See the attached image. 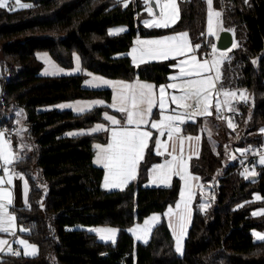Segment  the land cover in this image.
<instances>
[{
	"label": "trees",
	"instance_id": "trees-1",
	"mask_svg": "<svg viewBox=\"0 0 264 264\" xmlns=\"http://www.w3.org/2000/svg\"><path fill=\"white\" fill-rule=\"evenodd\" d=\"M21 3L34 7L0 9V122L12 123L13 108L23 109L29 150L15 165L27 178L29 192L27 204L14 211L37 252L4 254L0 264H264V241L253 239L250 232L264 229V216L252 215L264 206V199L252 198L255 191L264 198V166L258 164L256 175L245 179L246 163L227 158L230 147L264 146L259 131L264 128V0L212 3L221 13L222 28L231 31L232 43L239 45L230 48L231 59L221 65L224 88L248 87V103L236 104L235 130L216 118L211 128H203L201 118L183 125L185 132H201V145L198 156L190 160L200 182L181 255L164 217L145 243L128 231L149 213H162L175 202L179 179L173 177L166 186L146 184L148 168L157 159L150 144L133 181L121 189H104L103 169L92 158L93 141H104L105 133L67 132L101 121L107 106H94L82 114L48 106L76 98L109 101L110 89L83 86L82 72L43 75L35 52L47 51L63 67H70L77 53L82 69L111 78L164 82L173 60L133 64L127 54L132 39L137 34L186 30L193 45H202L198 53L207 52L213 40L204 33L205 0H179V18L169 28L145 27L139 15L141 0L127 7L117 0ZM117 24L125 25V31L110 35L109 26ZM253 56H258L256 63ZM229 133L234 136L230 143ZM96 224L116 226V239L101 241L83 227Z\"/></svg>",
	"mask_w": 264,
	"mask_h": 264
},
{
	"label": "snow or ice",
	"instance_id": "snow-or-ice-1",
	"mask_svg": "<svg viewBox=\"0 0 264 264\" xmlns=\"http://www.w3.org/2000/svg\"><path fill=\"white\" fill-rule=\"evenodd\" d=\"M129 2H134V0H123V6L127 7ZM155 2V0H144L145 5H151ZM247 2V0H246ZM117 3H121V0H117ZM209 8L211 9L213 0H206ZM34 7L33 4L30 3H21V0H0V9H6L8 11H18L22 9H30ZM159 7V5H157ZM172 7L175 9L174 15H178V8L175 4V0H172ZM146 11L149 12L150 15H154L150 7H146ZM215 15L217 17L221 16L220 12H216ZM175 23V19L173 20ZM144 24L148 28H169L172 27L173 24L168 23L167 21L161 22L158 20H144ZM125 31L124 28L110 29L109 34H119L120 32ZM208 34L213 35L212 27H211V12L209 13V28ZM203 35V33H202ZM188 33L183 32L179 33L176 36H166L160 39L154 40H137L136 43L140 45H144L145 47H141L139 49L140 60L141 62H146L144 60L145 57H148L151 60H155L158 58L163 59H176V57H170L169 52L177 51V55H184L183 46L182 45H173L169 46L167 42L171 41H187ZM238 44H233L232 48L238 47ZM202 45L196 44L193 46V52L200 49ZM213 51L216 50V45H212ZM137 49H133V52H136ZM221 59L230 60L231 58L227 56L226 52H222ZM38 58L45 60V62L50 63L48 60L47 54H43ZM136 57L133 56V60L135 61ZM77 68L76 71H80V58L76 57ZM255 62V61H254ZM185 62L180 61L179 65H173V68L179 67L183 65ZM191 63L194 66L195 70L188 69L186 70L183 67H180L179 75H174L169 77L170 80L179 81L177 83H170L167 86L161 85L159 86V109L162 115V119L157 122H151L150 126L153 129H158L161 135H164L165 132L169 138H173L174 136L180 142V151L183 150V141L185 139L191 141L193 137H183L181 136V125L186 123L187 121L195 122L197 117H211L213 116V107L215 109V118L216 119H226L223 107L228 106V110L232 113H237V108L233 106V101L235 104L248 103V97L243 92H236L230 89L224 88V82L222 73L219 68H215L217 61L213 60L212 64L209 65L207 60L203 62H199L195 55L192 56ZM215 68V71H214ZM202 69H207L206 71H200ZM62 71V70H60ZM45 74H48V71H45ZM56 74V73H52ZM91 76V73H88ZM190 77H197L195 79H191ZM93 80H99L100 84L93 85ZM122 86L118 90V95L116 98V102L111 105H108L110 108H116V103H119V107L116 108L118 112L123 114L122 119H124V124L121 125V120L116 119L114 116L104 114V119L111 122L113 126H120L119 129L113 128L111 129V142L107 144V146L96 145L99 149L97 154L96 163L103 164L104 168L107 169V175L105 176L104 188L105 189H113V188H121L122 186L127 185L131 180L135 179L134 173L137 170L138 162L143 159V153L147 147V141L152 137V133L142 129V126H147L150 123L149 117L152 114L153 108L157 106V100L155 95V86L146 83H139L137 85L125 84L124 82H119ZM113 85L114 82L109 81L107 79H103L101 77H93L92 80L85 81V86H94L99 87L100 85ZM166 88H171L173 90L180 91V95L172 94L170 95L171 103L175 104L177 108L182 109V111L176 112V109H171L172 113L164 115L167 109L164 108L165 102V90ZM215 94L217 97L215 100V104L213 105L210 102V97L212 94ZM223 96V100L219 99L220 96ZM237 97H239L237 99ZM102 101H93V102H76L75 104H64L59 105L60 108H72L78 114L85 113L90 111L94 106L98 104H102ZM22 111L18 113V115L22 114ZM132 126V127H129ZM227 126L230 129L234 130V123L232 119H228ZM106 130L103 125H96L91 131L98 132ZM260 133L264 134V128H261ZM85 133H68V135H82ZM7 136L6 132H0V171L5 172L8 175V179L5 181L3 177H0V232L10 233L15 235V233L11 232L10 227H4L5 224L11 225L12 222L16 219V217L10 215L8 213V206L13 204L12 192L4 187L3 185L12 184V173L9 172V165H13L15 163L20 162L22 157L12 151V146L10 140L4 139ZM195 139H200L197 136ZM155 146L157 149L156 154H160L159 148L162 147L161 141L159 139L155 140ZM173 152L177 151L176 140H173L172 144ZM252 151L251 148H246L241 150V155ZM191 157H189L190 159ZM235 157H233L234 159ZM264 166V153L259 154V158L252 165V169L250 172L249 168H245L242 175L245 176V179L249 178V173L252 176H255L256 173L254 171L255 164ZM177 168L179 165L177 164V157L173 156L171 160L167 161L165 165H157L155 168H164L169 171L172 170L173 166ZM154 168V170H155ZM175 175H179V171L177 170ZM22 178V177H21ZM167 173H165L164 179L167 180ZM183 178V177H181ZM196 179V178H194ZM183 195V194H182ZM22 197L27 200V182L25 181L22 190ZM191 198V197H189ZM264 199L257 195L255 200ZM241 205L240 207H242ZM177 211L174 213L172 208H169L167 215L175 216L176 226L179 228L181 235L184 233V226L187 223L188 219V210L187 205L185 204L184 210H180V205L177 206ZM202 209L206 208L207 205H202ZM252 215H262L264 216V209H262L259 213L253 212ZM157 218L154 216L151 220L155 221ZM149 222L145 221L147 225ZM23 230V229H21ZM89 231L100 233V238L103 240H111L113 235L118 231L117 229L104 228V229H89ZM257 241H264V234L254 233ZM14 243L20 245H26L28 247L35 248L34 245H27L26 241L16 240ZM8 241L0 240V246L7 245ZM4 251L2 247H0V252ZM7 251L13 255H19V251L13 252L9 247ZM177 251H180L179 243L177 246ZM25 255L28 253L25 252Z\"/></svg>",
	"mask_w": 264,
	"mask_h": 264
},
{
	"label": "crops",
	"instance_id": "crops-1",
	"mask_svg": "<svg viewBox=\"0 0 264 264\" xmlns=\"http://www.w3.org/2000/svg\"><path fill=\"white\" fill-rule=\"evenodd\" d=\"M206 4V1H205ZM213 5V4H212ZM214 7V6H213ZM207 11V9H206ZM219 12V11H218ZM208 13H210L208 11ZM208 13L206 15L205 13V36L210 37L213 41H214V34L218 35V33L220 32L222 28L221 26V22H220V16L216 18L217 20V27L216 28H212V32L214 33L213 35H209L208 34V28H209V16ZM177 21V19H176ZM174 24V23H171ZM183 32H187L186 30H174V31H168V32H164L161 34H154V35H135L132 39V43L127 51V54L131 60V62L135 65H139V64H143V63H147V62H155V61H163V60H167V59H163V58H158L155 60H151L148 57H145L144 60L146 62H141L140 60V53H139V49L141 47H145L144 45H140L137 44L136 41L137 40H154V39H160L162 37H166V36H176L179 33H183ZM188 33V32H187ZM169 44V46H173V45H182L183 46V52L184 55H177V51H171L169 52V56L170 57H176V59H172L173 60V65H179L180 61H184L187 59H191L192 60V56L195 55L198 59L199 62H203L204 60H207L209 62V65L212 64V60L210 59L211 56H209L210 54H208L207 52H204L203 54L206 56H202L203 54L198 53L199 55H196V51L193 52V44L190 40L189 34L187 37V41H171V42H167ZM137 49L136 52H133V49ZM47 54L48 60L50 61V63H47L48 69L50 70V72H48L47 75H63V74H71V73H77V72H82L84 73V78L82 81L83 86H85V81H89L92 80L93 77H101L103 79H107L109 81L114 82L113 85H100L99 87H94V86H85L88 88H109L111 91V96L109 101H105L103 98L101 97H93V98H76V99H70V100H64V101H60L57 102L55 104H52L48 107H56L57 109H69L71 111H73L74 113H77L75 111V109L72 108H60L58 107L59 105H64V104H75L76 102L80 101V102H93V101H102L104 103L102 104H98V105H104L107 106V110L103 111V119L101 121H97L94 122L93 124H91L88 127L85 128H76V129H71L69 130L67 133H93L91 131V129H93L94 127H96V125H103L104 128L106 130L104 131H98V132H94V133H99V132H104L105 133V140L104 141H99V140H95L93 141V163L97 166L102 167L103 169V174H102V178H101V186L104 188V182H105V176L107 175V169L104 168L103 164H97L96 163V159H97V154L99 152V149L97 147H95L96 145H101V146H107L108 143L111 142V129L116 128L119 129V125L118 126H113L111 125V122L108 120L104 119V114L107 113L108 115L114 116L116 119L121 120V125L124 124V119H122L123 114H121L120 112H118L116 110V108H118L120 105L117 102L116 103V108H110L108 107V105L113 104L114 102H116V98L118 95V90L121 88V84L119 82H124L125 84H132V85H137L139 83H146V84H151L153 86H155V95H156V100H157V106L153 108L152 114L149 117L150 123L147 126H142L143 130L149 131L152 133V137L147 141V147L143 153V157L148 149V146L151 144V149L152 151L156 154L157 149L155 146V140L159 139L161 141L162 147L159 148V152L160 154H156L157 159L152 162V164L149 166L148 171H147V179H146V184L147 185H153V186H166L169 185L173 179V177H177L179 179V191H178V195H177V199L175 200L174 203L167 205V207L163 210L162 213L160 212H151L148 215H146L141 221L139 222H135L132 225H130L128 227V231L131 233V235L133 236V238L136 241L145 243L148 241L151 231L153 229V227L161 220L162 217H164L170 231L171 234L173 236V241H174V245L176 244L175 242H177L178 240H180L181 238H185V235L187 233V230L190 226L191 223V217H192V212H193V202H194V198L195 195L197 193V189L199 186V182H200V178L199 175L192 172L190 169V160L193 157L198 156L199 152H200V145H201V132L198 133H188L185 132L183 130V125L181 126L182 132H181V136L183 137H193V139L191 141L185 139L183 141V150L180 151V142L179 140L174 136L173 138H169L167 136V133L165 132L164 135L160 134V131L158 129H153L151 128L150 124L151 122H157L159 120L162 119V115L160 113V109L158 106L159 103V86L161 85H165L167 86L170 83H177L179 84V81H173L170 80L169 77L174 76V75H179V71H180V67H183V65H180L179 67L173 68L172 70L168 73L167 76V80L164 82H159V83H155L152 80H146V79H140L138 77H134L132 79H121V78H111V77H107L104 75H100L94 72H91L87 69H82L81 65L79 64L80 67V71H76L77 68V61H76V57L78 56L77 53H73V57H72V65L70 67H63L61 65H59L58 63L55 62V60L50 56V54L45 51V50H39L35 52L36 58L41 62V68L40 70H42V64L43 61L42 59L38 58L39 56H42L43 54ZM133 56L136 57L135 61L133 60ZM79 57V56H78ZM171 59V58H170ZM193 64L189 63L185 68L186 70L188 69H194L193 68ZM62 70V71H60ZM207 69H202L200 71H206ZM41 74L46 75L45 73L41 72ZM52 73H56V74H52ZM88 73H91L92 75L89 76ZM193 78V77H190ZM197 78V77H196ZM96 84H100L99 80H93V85ZM175 94V95H180V91L178 90H173L171 88H166L164 96H165V102H164V108L167 110H171V109H178L177 106L173 103H171L170 100V95ZM216 96L213 93L210 97V102L214 105L215 104V100H216ZM219 99H221V101L224 99L223 96L221 95L219 97ZM234 102V101H233ZM96 105V106H98ZM228 108V106H225ZM213 116L211 117H197V118H201L202 119V126L203 128H208V127H212L213 125V121L215 120V109L213 107ZM168 111L165 112V114ZM164 114V115H165ZM196 118V119H197ZM224 121V120H223ZM13 123L16 124L17 126V133L19 131L18 129V124L17 122H15V120H12ZM225 122V121H224ZM226 123V122H225ZM132 127V126H129ZM2 132V131H0ZM197 136L200 137V139H195ZM5 139V137H4ZM173 140H176V147H177V151L173 152L172 150V144H173ZM12 146V145H11ZM29 150V146L26 143L25 147H21L20 146V140L19 143L16 146H12V151H14L16 154L20 155L21 157L24 156ZM173 156L177 157V164L179 165V167L177 168L175 165L173 166L172 170L169 171L168 169H164V168H155V166L157 165H165L167 161L171 160ZM189 157H191L189 159ZM142 160V159H141ZM140 160V161H141ZM137 164V170L134 173V176L136 178L137 176V172H138V166L139 163ZM155 168V170H154ZM179 171V175H175L174 173L176 171ZM165 173H167V180L164 179ZM0 177H3L4 180L6 181L8 179V175L5 174V172H1L0 171ZM22 177V178H21ZM183 177V178H181ZM196 178V179H194ZM134 180V179H133ZM131 180V181H133ZM25 181L27 182V200L25 201V199L22 197V190H23V185L25 183ZM130 181V182H131ZM4 187L8 188L11 192H12V198H13V204L8 206V213L14 217L15 216V211L14 208L15 207H20V206H25L28 202V192H29V183L27 178L24 176L23 173H20L19 175H15L12 174V184H4ZM126 186V185H125ZM125 186H122L121 188H124ZM121 188H113V189H121ZM105 189V188H104ZM183 194V195H182ZM191 197V198H189ZM180 205V210L183 211L185 204L187 205V210H188V219H187V223L184 226V233L183 235H181L179 228L176 226L175 223V216H169L167 215L169 208L171 207L173 212L175 213L177 211V205ZM262 209H264V206H260L257 207L253 210V212H257L259 213ZM156 217L157 219L155 221L151 220L152 217ZM145 221H148L149 223L146 225ZM4 227H10L11 228V232L15 233V235L10 234V233H3L0 232V240H6L8 241L7 245H2L0 247H2L4 249V251L0 252V260L2 258V256L4 254H9V252L7 251V249L10 247L11 249H13V245L15 244L13 241H16L18 239H22V240H26L25 236H24V232L26 231L24 227H22L21 225L18 224L17 219H15L11 225L5 224ZM86 230L89 231V229H104V228H111V229H117L118 228L116 226L113 225H109V224H96V225H87V226H83ZM23 229V230H21ZM263 230V229H262ZM93 234H95V236L101 240V241H111L113 242L116 239L117 236V232L113 235V238L111 240H103L100 238L101 234L100 233H96V232H92L89 231ZM252 235V233H251ZM253 237V236H252ZM254 238V237H253ZM17 244V243H16ZM18 245V251L20 252V254H24L23 253V247L20 244ZM36 246V245H35ZM37 249V247H36ZM37 252L34 251L33 253H28L29 255H33Z\"/></svg>",
	"mask_w": 264,
	"mask_h": 264
},
{
	"label": "rangeland",
	"instance_id": "rangeland-1",
	"mask_svg": "<svg viewBox=\"0 0 264 264\" xmlns=\"http://www.w3.org/2000/svg\"><path fill=\"white\" fill-rule=\"evenodd\" d=\"M121 1L123 2V0H121ZM141 2H142L143 5H142L141 12L139 13V15H140L141 23L144 26H145L144 20H158V21H161V22L167 21L168 23L171 24V23H173V20L174 19H175V22H176V19L178 20V18H179V14H180L179 0H175V4L177 5V8H178V15H174L175 9H173V7H172V0H155V2H154L155 5L154 6L152 4L151 5H145L144 0H141ZM157 5H159V7H157ZM146 7H150L151 10H152V12L154 13V15H150L149 12L145 10ZM206 9H207L206 15H207L208 11L211 12V27L212 28H216L217 27V20H216L217 16L215 15V13L218 12V10L215 7H213V5L211 6V9H210L207 3H206ZM208 16H209V13H208ZM117 28H124V29H126V26L125 25H122V24L111 25V26H109L108 31L110 29H117ZM217 36L218 35H215L214 34V41H216ZM233 44L234 43H232L226 49H219V48L216 47L215 52L213 51V48L212 47L210 48V50L208 51V54H210L209 56H211L210 59L212 61L213 60L217 61V64H216L215 68H219V69L221 68V65H222V63H223L224 60L222 61L220 54L222 52H226L227 53V56H229L230 48L232 47ZM196 55L197 56L199 55L198 54V51H196ZM202 56H206V55L203 54ZM257 57L258 56H253L252 57V62L253 63H256ZM42 61H43L42 70H40V71L43 72V73H45V71L48 69V66H47V63L45 62V60L42 59ZM184 62L185 63H184V66L183 67H186L189 63H191V59L184 60ZM215 68H214V71H215ZM192 70H195V69H192ZM47 71L50 72V70H47ZM195 78L196 77H193L191 79H195ZM21 110H23V109L21 107H18L17 106L16 108H13L12 113L14 115L15 122H17V124H18L19 131L17 133V136H18V139L20 140V146L23 148L26 145V138H25V125H24V121H23L24 120V111H22V114L18 115V113H20ZM179 111H182V109H180V108L176 109V112H179ZM168 114H174V113H172L171 110H168V112L165 115H168ZM228 119H231L230 115H228L227 118H226V120H225L226 125H227ZM235 128L236 127H235V124H234V130H235ZM233 137H234L233 134H231V133L228 134V137L227 138H228L229 143L232 141ZM210 140L212 141L213 138H210ZM224 140L225 139L222 140V143H224ZM239 150H240V146H235V147H230L229 148V154H228V157L227 158H228V160L230 162L235 161L236 159H238L237 152ZM233 157H235V158L233 159ZM258 158H259V156H258ZM246 167L248 168V165L247 164L243 165V172H244V169ZM251 170H253V169L251 168L250 169V172H251ZM248 175H251V174L249 173ZM201 194L202 195L203 194L208 195V192H201ZM257 195L260 196V194L257 191H255L253 193V197L252 198L255 199V197ZM250 232L252 233V236L254 237L253 239L257 240L256 237L254 236V233L264 234V229L262 230V229L252 228V229H250ZM18 240H22V239H18ZM23 241H26L27 242V245H34L35 246V244L32 243V242H30L28 239L23 240ZM175 243H176L174 245L175 250H176V252L178 254L181 255L183 253V251H184V237L181 238L180 240H178ZM178 243H179L180 251H177ZM21 246L23 247V253H25V252H27V253H33L34 251L37 250L36 249V246H35V248L28 247L26 245H21ZM23 255H25V254H23ZM25 256H28V254L25 255Z\"/></svg>",
	"mask_w": 264,
	"mask_h": 264
},
{
	"label": "built area",
	"instance_id": "built-area-1",
	"mask_svg": "<svg viewBox=\"0 0 264 264\" xmlns=\"http://www.w3.org/2000/svg\"><path fill=\"white\" fill-rule=\"evenodd\" d=\"M213 44H215V41H210L208 44L209 48H211ZM225 89H230V90L236 91L238 93L243 92L245 95H247L249 93L248 87H246V86H244V87H227ZM238 98L239 97H237V99ZM232 103H233V106H235L237 108V105L235 104V102H232ZM223 112H224V115L226 118L228 115H230L231 119L233 120L232 116L234 113L230 112L228 110V108H226L225 106L223 107ZM223 120L225 121L226 119H223ZM0 131L7 133V136L5 137V139L10 140L12 146H16L19 143V139L17 136V126L15 123L12 122V123L6 124V123L0 122ZM246 148H251L252 151H249V152L241 155V150L246 149ZM263 152H264V146L263 145L247 143L238 151V158H239L240 162L249 164V168L251 169L253 163L258 160L259 154H261ZM258 170H259L258 163H256L255 167H254V171L257 172ZM1 172H3V171H1ZM9 172L12 174H15V175L20 174V171L17 169L15 164L9 165ZM12 251L13 252L18 251V245L16 243L13 245Z\"/></svg>",
	"mask_w": 264,
	"mask_h": 264
},
{
	"label": "water",
	"instance_id": "water-1",
	"mask_svg": "<svg viewBox=\"0 0 264 264\" xmlns=\"http://www.w3.org/2000/svg\"><path fill=\"white\" fill-rule=\"evenodd\" d=\"M152 5L154 6L155 4L153 3ZM232 41L233 37L231 31L227 29H221L218 33L215 45L219 49H226L232 44Z\"/></svg>",
	"mask_w": 264,
	"mask_h": 264
}]
</instances>
